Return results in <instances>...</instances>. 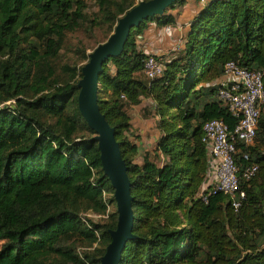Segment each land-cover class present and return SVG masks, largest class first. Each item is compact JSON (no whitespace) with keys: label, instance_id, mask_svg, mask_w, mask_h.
Returning <instances> with one entry per match:
<instances>
[{"label":"trees","instance_id":"trees-1","mask_svg":"<svg viewBox=\"0 0 264 264\" xmlns=\"http://www.w3.org/2000/svg\"><path fill=\"white\" fill-rule=\"evenodd\" d=\"M93 4L95 13L87 0H0V264H99L116 228L113 189L77 107L88 49H75L80 62L59 59L68 33L92 36L104 25L109 37L136 3ZM169 9L131 30L122 54L108 59L99 76L98 107L114 128L132 197L135 239L120 264H264V105L254 143L236 144L245 194L237 209L205 187L209 156L202 143L206 121L223 120L230 130L236 123L217 98L225 64L264 69V0L207 3L183 51L148 81L135 38L150 21L172 26ZM142 98L154 103L160 136L138 164L128 109ZM249 166L257 173L245 180ZM88 214L103 218L94 222Z\"/></svg>","mask_w":264,"mask_h":264},{"label":"water","instance_id":"water-1","mask_svg":"<svg viewBox=\"0 0 264 264\" xmlns=\"http://www.w3.org/2000/svg\"><path fill=\"white\" fill-rule=\"evenodd\" d=\"M176 1L138 2L118 18L110 36L88 53V61L81 68V78L77 83V107L95 134L92 141L97 143L102 172L113 189L117 214L116 228L109 232L110 243L99 259V264H120L126 244L135 239L132 233L134 215L127 167L121 157L114 128L107 123L98 107L99 76L108 59L117 58L122 54L131 30L137 29L146 20L163 15Z\"/></svg>","mask_w":264,"mask_h":264},{"label":"built area","instance_id":"built-area-1","mask_svg":"<svg viewBox=\"0 0 264 264\" xmlns=\"http://www.w3.org/2000/svg\"><path fill=\"white\" fill-rule=\"evenodd\" d=\"M211 1L224 0H198V3L205 6ZM163 69V61L160 58L146 54L143 74L148 81L162 76ZM263 76L264 69L249 70L233 61L226 63L222 76L224 82L217 92V98L227 107L228 113L236 123L232 130L220 119L206 121L202 126V143L206 146L209 156L205 187H209V194L221 193L228 196L235 209L245 197L239 188L234 161L236 144L254 143L261 108L264 105ZM244 159H247V156H244ZM256 173L257 166H249L244 170L242 177L250 180ZM203 200H206L205 197Z\"/></svg>","mask_w":264,"mask_h":264},{"label":"crops","instance_id":"crops-1","mask_svg":"<svg viewBox=\"0 0 264 264\" xmlns=\"http://www.w3.org/2000/svg\"><path fill=\"white\" fill-rule=\"evenodd\" d=\"M203 7L196 0H186L184 5L167 11L175 19L172 26H160L155 21H150L143 33L135 38L137 50L145 55L152 54L163 63L175 58L183 51L189 26ZM223 82V77L217 81L218 84ZM128 113L131 131L129 140L137 148L135 163L140 164L146 154L155 150L160 136L156 128L154 103L151 98H142L139 104L128 109Z\"/></svg>","mask_w":264,"mask_h":264},{"label":"rangeland","instance_id":"rangeland-1","mask_svg":"<svg viewBox=\"0 0 264 264\" xmlns=\"http://www.w3.org/2000/svg\"><path fill=\"white\" fill-rule=\"evenodd\" d=\"M143 0H135V3ZM88 10L90 13H95L96 7L93 4V0H87ZM108 37V29L106 26L102 25L93 30L92 36L84 33L82 30L76 31L74 33H68L66 35L65 45L61 51V56L59 63L61 64H71L73 62H80V55L76 54L75 49L77 48H86L88 49L87 54L91 52L96 46L97 43L104 42ZM84 64V63H83ZM81 64V65H83ZM107 197V196H105ZM115 207H111V211ZM88 218L92 219L94 222H99L101 220L100 216L88 214Z\"/></svg>","mask_w":264,"mask_h":264}]
</instances>
